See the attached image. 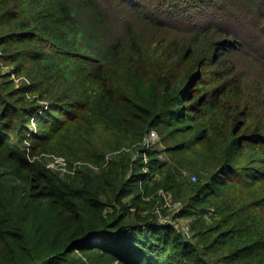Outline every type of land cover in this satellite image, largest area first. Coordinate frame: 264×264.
I'll return each mask as SVG.
<instances>
[{"label": "trees", "instance_id": "1", "mask_svg": "<svg viewBox=\"0 0 264 264\" xmlns=\"http://www.w3.org/2000/svg\"><path fill=\"white\" fill-rule=\"evenodd\" d=\"M0 44L50 98L31 156L100 168L60 177L29 161L38 105L0 89V264H264V0H0ZM98 128L129 145L156 130L197 180L156 152L144 172L129 152L106 161ZM158 189L183 200L190 237L150 212Z\"/></svg>", "mask_w": 264, "mask_h": 264}, {"label": "rangeland", "instance_id": "2", "mask_svg": "<svg viewBox=\"0 0 264 264\" xmlns=\"http://www.w3.org/2000/svg\"><path fill=\"white\" fill-rule=\"evenodd\" d=\"M133 22L138 33L137 35L140 36V40L142 42H146L149 38L148 31L150 30L151 25L149 23L144 22L137 15H133ZM166 33L168 37H173L172 35L176 34V31L170 30L166 31ZM206 37L209 38L210 36ZM204 45L206 44L200 45V47L202 48L203 46V49H205ZM13 49L14 46L7 47L5 45L0 44V89L4 90L5 92H9L8 94H16L21 90L25 89V92L23 93V95H21L22 98H24L25 101L33 100L34 103L38 105L37 111L34 114H31V116L28 117L29 119H27L26 131L24 133L22 143L19 145V148L23 151V154L25 156L26 154H28V156L32 158L34 156H31V145L33 144V139L31 135L34 134V131L38 130V125L34 116L41 114L45 109H47L50 98L46 95L47 93H42L41 95L37 91H31L33 82H35V79H31V75L35 74L34 71H25L24 69H21L19 66H17L15 62H11L4 57L5 53L7 54ZM207 54L211 56L213 54L212 50L209 49L207 51ZM245 66L246 67H240V69L248 75L250 74V79L254 78L255 69L248 64H245ZM90 140L92 141L94 148L97 151L104 153L106 161L110 159L111 156L117 154L120 151L131 153L130 160L133 162V165L136 168V173L144 172L147 170V165L151 157L150 153L156 152L157 158L167 162L168 169L165 168V170L173 174L175 178L187 179L190 182H195L197 180L196 178L195 181H191L189 176L193 173L186 169H183L182 167H176L172 164L170 158L164 152V147L166 143L162 140L157 131L156 137L152 139L153 143H151L150 146L145 150L146 155H142V152L144 150L141 148L139 142L133 145H129L127 143V138L114 135L112 132L107 131L104 128H98L96 133L90 138ZM78 142L81 143L82 141ZM80 146L81 145L79 144L78 147ZM117 147L118 149L121 147L120 150H116L115 148ZM67 158L68 157L62 154L58 149H55L51 152L42 151L36 153L35 155V159L39 160L41 163H49L50 170L52 172L58 173V176L60 177L66 174H70L72 176L76 172L83 170H92L94 172H98L100 170L98 165L90 162L85 157L77 158V160H70ZM144 160H147L146 164H144ZM70 169L73 171V173ZM155 178H158V176L156 175ZM155 193L156 197L154 205L150 212L154 214L156 220L159 223H169L178 231H180L183 236H185L186 238L190 237L191 231L189 230V219L187 217L185 218L178 215L179 211L184 207L183 200L176 199L171 191L158 189ZM185 229L187 230V233H185ZM186 234L188 236H186Z\"/></svg>", "mask_w": 264, "mask_h": 264}, {"label": "built area", "instance_id": "3", "mask_svg": "<svg viewBox=\"0 0 264 264\" xmlns=\"http://www.w3.org/2000/svg\"><path fill=\"white\" fill-rule=\"evenodd\" d=\"M35 132V131H34ZM156 137V131L154 130V129H150L147 133H145L144 134V136L142 137V139L140 140V142H139V144L141 145V148L144 150L143 152H142V155H146V152H145V150L150 146V144L151 143H153L152 142V139L153 138H155ZM48 155H50V154H48ZM26 158H28V160L29 161H32L33 159H35V156L34 157H32V158H30L29 156H28V154H26ZM62 158V157H61ZM63 161V160H62ZM147 163V160H144V164H146ZM45 166L48 168V169H50V165H49V163H47V164H45ZM65 166V165H64ZM71 170V169H70ZM71 172L73 173V171L71 170ZM189 178H190V180L191 181H195L196 180V176L195 175H190L189 176ZM185 233H187V230L185 229ZM186 236H188L187 234H186Z\"/></svg>", "mask_w": 264, "mask_h": 264}]
</instances>
